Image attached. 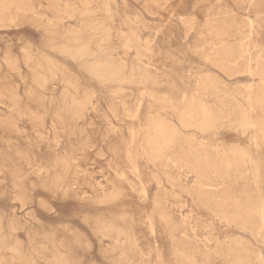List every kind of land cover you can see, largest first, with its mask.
Instances as JSON below:
<instances>
[{
  "label": "rangeland",
  "instance_id": "374dc122",
  "mask_svg": "<svg viewBox=\"0 0 264 264\" xmlns=\"http://www.w3.org/2000/svg\"><path fill=\"white\" fill-rule=\"evenodd\" d=\"M29 1L35 13L14 12L10 26L0 28V166L24 181L25 190L17 199L13 198L15 189L7 186L6 178L0 184V255L13 257L14 264H44L51 262L54 250L65 251L73 245L81 246L77 251L82 256L81 264H126L114 247L118 236L101 225L109 210L113 215L124 212L123 219L130 231L144 246H153L147 258L150 264H189L188 259L177 257L178 248L181 254L193 255L198 264H227L228 254L225 256L222 245L235 239L247 242L250 259L256 249H264V228H261L264 225L260 227V243L248 231L227 224L219 216L222 209L230 210L233 206L232 199L237 195L233 186L235 176H218L209 167V180L203 179L189 168V159L180 154L182 146L185 150L189 148L184 138L192 134L194 152L197 151L201 159L198 162L202 163L218 164L223 148L238 141L246 147L253 146V131L239 135L230 128V122L250 113L264 123V107H252L246 96L248 91L252 96L260 90L264 94V0H102L112 18L111 24L93 7L85 16L84 0H67L76 6L73 19H62L63 13L56 7L57 2L66 0ZM82 19L85 23L76 28L75 23ZM69 22L74 23L71 25L74 30L65 26ZM112 27L122 35H115ZM131 38L143 49L140 53ZM127 41L129 46L125 47ZM81 46H89L91 55L76 49ZM225 48L230 49L231 57L225 55ZM111 52L124 61L125 67L114 64ZM3 57L9 58L10 63ZM137 58L153 68L150 69L156 72V82L132 77L135 73L132 65ZM96 59L104 60L110 68L100 72L91 65ZM48 63L53 66L48 67ZM210 81L223 83L222 89L205 90L202 83ZM66 82H70L69 88L64 85ZM83 87L93 89L99 107L92 108ZM108 87L123 88L115 100H123L129 110L137 108L140 115L146 112L150 100L142 93L147 87L173 103L190 96L202 99L225 117L210 133L183 128L180 140L168 148L166 158L153 161L142 153L145 146L136 136L138 121L120 111L123 116L113 119L116 127L110 129L104 115L110 114L106 108ZM71 95L80 96V102L85 104L66 106ZM13 102L18 107L11 106ZM159 113L172 118L165 107ZM7 114L12 117L13 126L4 123ZM55 138L59 141V151L72 140L85 142L65 171H61V161L54 159ZM176 154L182 159L175 160ZM256 156L264 160V145ZM111 166L123 171L134 188L122 179L120 190L100 201L97 181L105 183L104 175ZM37 167L42 172L47 168L48 172L35 174L33 170ZM79 169L89 174L92 184L86 187L91 192L82 194L84 185L74 183L80 179L79 174H74ZM246 171L250 173L248 166ZM143 187L145 197H142ZM157 194L164 197L165 204L178 219L175 231H170V224L162 223L153 212ZM251 197L258 202L260 190L252 189ZM12 210L21 221V228L15 233L19 243L1 238L3 223ZM29 210L40 223L26 214ZM146 211L154 216V232L146 224ZM49 227L57 233L51 236L41 233ZM98 227L107 236L97 234ZM29 236L37 257L30 255ZM82 237L89 240L90 248L80 240ZM158 249L162 253L161 261ZM201 252L211 258L205 260ZM136 262L137 257L132 256L128 264Z\"/></svg>",
  "mask_w": 264,
  "mask_h": 264
},
{
  "label": "bare ground",
  "instance_id": "6f19581e",
  "mask_svg": "<svg viewBox=\"0 0 264 264\" xmlns=\"http://www.w3.org/2000/svg\"><path fill=\"white\" fill-rule=\"evenodd\" d=\"M103 2L104 1H102V0H98V1L97 0H84V3H85L83 6V11H85L84 15L86 16V13L90 10L91 7H93L94 8L93 10L95 12H98L102 15L103 20L104 19L108 20L109 24H111L110 22L112 21V18L109 15L108 9L106 8V6H104ZM59 6H60V8H59ZM56 7L59 9V11H61L63 13L62 19H66V18L67 19H70V18L73 19V17L76 15V6H75L74 2L67 1V0L62 1L61 4L59 2H57ZM14 12H21V13L32 12V13H35L36 11L34 10L32 4L30 3L29 0H0V28L10 26L9 22L11 23V21L13 20V13ZM98 16H99V14H98ZM36 18L41 19L40 16H36ZM44 20H47L46 21L47 23L50 22L49 18H46ZM84 23L85 22L83 19L80 21L77 20V22L75 23V27L77 28ZM73 24L74 23L69 22V23L65 24V26L71 30H74L73 27L71 26ZM105 24L107 25L106 22H105ZM110 27H111V25H110ZM112 28H114V30H115V35H122V34H120V31L117 30L116 27H112ZM111 30H113V29H111ZM70 33H71V31H70ZM72 35H74L73 32H72ZM5 38H7V37H5ZM130 41H131V43L137 45V48L139 49V53L141 50H143V49H140L141 47L133 38H131ZM124 46L128 47L129 41H127L124 44ZM76 49L79 50L80 52H84V53L88 52L90 55L92 53L91 48L89 46H85V47L81 46L79 48L76 47ZM242 51L244 53L246 51V49L243 47ZM224 53L228 57L232 56V53H231L230 49H228V48L224 49ZM110 56L114 57V62H115L114 64H117V65L121 64L122 66L125 67L124 61L121 60V58H119L117 54H113V52H111ZM3 58H5V57H3ZM24 58H25V60H27L28 56H26ZM138 59L139 58H137L136 63L132 65L133 68L135 69V73L134 74H133V72L131 73L134 75V76L132 75V77L135 79H141V77H143V78H145L146 81L156 82L157 81L156 76H155L156 72L154 71L155 72L154 73L151 70L153 68L150 67L151 68L150 69L148 66L146 67L145 64L141 63ZM5 60H7V62L10 63L9 58H5ZM103 61L104 60L96 59L95 61L91 62V65L93 67L98 68L97 70H99L100 72L103 70H106L105 68H110V65L106 64ZM248 63H250V62L248 61ZM11 66L14 67L15 64H11ZM28 66H31V64H28ZM47 66L50 67V66H53V64L48 63ZM248 73H250V72H248ZM132 77H131V79H132ZM133 80L134 79H132V81ZM53 83L54 82H52L51 85ZM69 83L70 82H66V84H64V85H66L68 87ZM73 83H74V81H72V84ZM202 86L205 90L215 89L216 91H218V90L222 89L223 83L210 81L209 83H202ZM69 87H70V85H69ZM81 89H83L82 91L84 92V95H86V97L91 101V102H89V101L88 102L92 104V108L99 107L98 102H97V97L94 94L93 89H89L86 87L85 88L83 87ZM64 90L68 91L70 89L64 88ZM71 90L76 91L77 89H71ZM121 91H123V88H121V87H119V88H114V87L106 88V92L108 93V98L106 101V108L110 112V114L104 113V115L109 121L110 129L115 130L116 124L112 120L113 119H115V120L119 119L120 115L123 116V114L125 116H127L128 118H130L131 120L138 121L139 122L138 123L139 129L136 132V134H137L136 136L139 137L138 141L140 140L142 142V146L143 145L145 146V149H142V153L146 154L147 159H151L153 161L159 162V161H162L164 158H166L168 148H170L173 145H176V143L180 140L179 138L181 137L183 128L184 129H193L195 131H198L199 133H210L215 129L217 124L223 122V120H224L223 118L225 117L224 115H223V117H221L220 112L211 108L202 99L190 96L185 101L173 103V102H169L170 100L167 101V99L159 97L160 95L157 96L155 94V92H153L152 89H149L147 87H145L142 90V93L146 97H148L150 100L148 99L149 102H147L148 104H147V107L145 109L146 112L143 113L142 115H140L141 113L138 112L137 108L129 110V107L126 106V104L124 103L123 100L120 99L119 102H117L115 100L118 98L117 93H119ZM246 96H247L250 104L252 105V107H254V108L264 107V94L261 90H260L259 94L255 95V96H252L251 92L248 91L246 93ZM69 97L71 100H69V101L67 100V102H65L66 106H77V107H79V106H82L85 104V103L83 104L82 102H80V96L71 95ZM10 105L13 107H18V104L16 102H13ZM221 105H224L223 102H221ZM251 105H249L250 108H251ZM163 107H165L166 109H168L171 112L169 114L172 115V118L164 117L163 115H161L159 113V110ZM120 111L123 114H120ZM4 123L6 125H9V126L10 125L13 126V124H14L12 117L8 114L5 115V117H4ZM230 126H231L230 128H233L239 135L245 133L246 131L248 132V131L252 130L253 131V137L252 138L254 139L253 146L251 144L252 147L249 146L250 147L249 148V147H246L241 141H238L234 145H230V146L223 148L222 152L220 153V159L221 160L218 164H210L208 162L202 163V162H198L201 159H199L198 158L199 156L197 155V153H195L197 151L194 152V150H196L194 147V138L195 137H193V134H192L189 137L184 138V142L189 148L187 150H185V149H183L184 147L182 146L181 149L179 148L181 150L180 154L182 155L183 158L185 156L189 159L188 160L189 168H191V170L198 177L209 180L208 175H207V168H209V167H211L212 171H215L216 173H218V176L226 177L229 174L235 176V179L233 181V186H235V188H236L237 195L234 196L232 199L233 206L230 210L222 209L220 211V213L218 211L219 216L227 224L233 223L240 230L248 231V233H250V234H252V236L256 237L258 242L260 241V243H262V241L260 240V238H261L260 227L262 225H264V174L262 173V170H264V160L258 158L256 156V152L259 149H261L262 146L264 145V123L262 121H260L256 116H253L250 113H244L241 115L240 118L236 119L234 122L233 121L230 122ZM80 128L81 127L79 126V130L81 131ZM132 130H134V129H132ZM133 135H134V133H133ZM245 136H246V134H245ZM238 140H240V139H238ZM58 145H59V141L56 139L55 140V146H54V159L61 161V163H62L61 164V171H65L70 167L71 162L76 159V151H78L80 146L85 145V142L84 143L74 142V140H72L71 142H69V146H66V148H63L61 151L58 150ZM82 148H80V149L82 150ZM180 154L174 155V159L175 160L182 159V157L180 158ZM190 159H192V160H190ZM247 166L249 167L250 173H247V171H246ZM33 172L35 174L40 175L43 172L47 173L48 169L46 168V170L42 172V168L37 167L35 170H33ZM74 174L80 175V179L75 180L74 183L79 182L82 185H84V188H82L81 193L85 194L87 192H91L92 190H88V188L86 187L87 184H92L87 171L85 169H79V170L75 171ZM4 178L7 179V186L11 189H15L13 192V198H17V199L21 198V196L23 194V190H24V186H23L24 181L18 180L14 176V173L8 171L3 166H0V184L3 183ZM104 178H105L104 184L101 183L100 181H97V184L100 188V191L97 193V197L99 198L98 200L105 199L107 196H109V194L113 195V194H115L116 191L120 190L121 187L119 185V182L122 179L126 180L125 182H127V184L131 187V189L134 188V184L130 180V178H128L124 174L123 171H118L116 168H114L112 166L109 167V169L107 171V175H104ZM154 180H155V178H154ZM207 183L209 185H211L209 182H207ZM252 189H257V190H260V192H261V197H259L260 199L258 200V202L252 200V197H251V190ZM122 190L123 189H121V191ZM24 192H25V190H24ZM2 194H3V192H2ZM209 194H212V193H209ZM142 195H143L142 197L146 196V188L145 187L142 188ZM214 195L215 194H212L210 196H214ZM110 198H111V196H110ZM154 203L156 204V207L155 206L153 207V210H154L153 212L157 213L156 217L158 216V219H160L162 221V223L164 222L165 224H167V226L170 224V226H171V227L169 226L170 231H175V229L179 225L178 219H177L176 215L172 212V210H170V208L165 204L164 197L160 194H157L155 197ZM121 212H123V211H121ZM123 213H118V214L116 213L113 215V211L109 210L107 215L103 218L101 225L104 226V228L107 232L115 233L118 236L116 241H115L116 244H114L116 246H114V247L118 248V250H119L118 256L124 257L126 264L129 263V259L131 260L132 256L137 257V262H136L137 264H150V262L147 260V258L149 257L148 255H149L150 251L152 250L151 248L153 246L152 247L151 246H148V247L144 246L145 243L142 242L140 240V238L137 237L134 232L130 231L129 227L125 223V220L123 219ZM26 214L30 215V218L39 221V223L41 222V220L34 214V212L32 210L31 211L29 210L28 212H26ZM0 216H2V214H0ZM124 216H125V214H124ZM153 217H154L153 214H151L149 211L145 212V218L147 220L146 224L149 227V231L152 229V227L154 225ZM68 227H69V229H71L75 233L79 234V232H77V230L74 227H72V226H68ZM2 228H3V232L1 233V238H11L15 242H18L16 240L15 233H16V231L18 232V229L21 228V221H20L19 217L17 216V214L15 212H13V210H12V212H10L6 222L3 223ZM261 228H264V227H261ZM131 229H132V226H131ZM167 229H169V228L167 227ZM96 230H97V234H102V236H107L106 234L103 233V231L100 229V227H98ZM152 231H153V229H152ZM41 233H43L47 236H51L52 234L57 233V231L55 229L49 227V228H44L43 230H41ZM79 235H81V234H79ZM29 237H30V239H28V240H29V243L31 244V248H32L30 255L32 257H37L38 252H37V250L33 244V239L31 238V236H29ZM29 237H27V238H29ZM78 240H79V238H78ZM80 240L84 241V243L86 244V246L88 248L91 247L89 240H87L86 238L82 237ZM80 240H79V244L82 245V242H80ZM235 240L236 241H233L230 244H228L229 243V241H228L227 244L222 245V248L224 250L223 253L225 252V256H226V254H228V257H227L228 260H226L227 264H264V249L263 248L259 247L258 249H256V251L253 255V258L250 259V257L247 255L249 253V251H248L249 247L247 245V242L244 240H240V239H235ZM100 242L102 243V240H100ZM173 242H174V240H173ZM224 242H226V241H224ZM37 244H39V243H37ZM150 244L147 243V245H150ZM154 245L156 246V243ZM262 246H263V244H262ZM45 248H47V247H45ZM80 248H81V246L76 247V246L71 245V246H67L65 251H61V250L56 249V250H54L55 252H54L53 256H51L52 257L51 262L50 263L45 262L44 264H81L82 256L77 252L78 249H80ZM156 248H157V246H156ZM162 251H163V249H162ZM176 251L179 255L177 257H179V258L184 257V260L188 259L189 264H198L197 259L193 255L181 254L179 248ZM161 254L162 253H160V251L158 249L157 255H158L160 261H161V258H160ZM201 254L205 258V260H209V258H211L209 256V254H205L204 252H201ZM175 255H176V253H175ZM12 259H13V257H7L5 255H0V264H14V261ZM90 264H95V263L91 262Z\"/></svg>",
  "mask_w": 264,
  "mask_h": 264
}]
</instances>
